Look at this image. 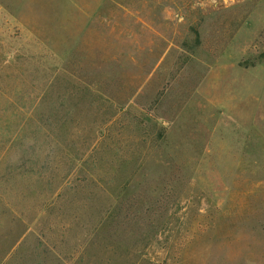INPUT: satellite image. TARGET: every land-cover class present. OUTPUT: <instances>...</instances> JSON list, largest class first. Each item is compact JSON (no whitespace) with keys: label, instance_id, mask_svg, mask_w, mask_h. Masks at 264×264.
I'll return each mask as SVG.
<instances>
[{"label":"rangeland","instance_id":"obj_1","mask_svg":"<svg viewBox=\"0 0 264 264\" xmlns=\"http://www.w3.org/2000/svg\"><path fill=\"white\" fill-rule=\"evenodd\" d=\"M0 264H264V0H0Z\"/></svg>","mask_w":264,"mask_h":264},{"label":"trees","instance_id":"obj_2","mask_svg":"<svg viewBox=\"0 0 264 264\" xmlns=\"http://www.w3.org/2000/svg\"><path fill=\"white\" fill-rule=\"evenodd\" d=\"M25 147H23L22 152H21V156H19V159L22 160L24 158V155L26 154L25 151H31L33 145L31 143H27V145H24Z\"/></svg>","mask_w":264,"mask_h":264}]
</instances>
